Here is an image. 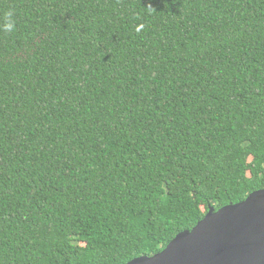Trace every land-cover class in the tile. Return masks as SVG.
I'll list each match as a JSON object with an SVG mask.
<instances>
[{
	"label": "trees",
	"instance_id": "trees-1",
	"mask_svg": "<svg viewBox=\"0 0 264 264\" xmlns=\"http://www.w3.org/2000/svg\"><path fill=\"white\" fill-rule=\"evenodd\" d=\"M261 189L264 0H0V264H126Z\"/></svg>",
	"mask_w": 264,
	"mask_h": 264
},
{
	"label": "water",
	"instance_id": "water-1",
	"mask_svg": "<svg viewBox=\"0 0 264 264\" xmlns=\"http://www.w3.org/2000/svg\"><path fill=\"white\" fill-rule=\"evenodd\" d=\"M126 264H264V189L240 203L211 209L162 251Z\"/></svg>",
	"mask_w": 264,
	"mask_h": 264
},
{
	"label": "clouds",
	"instance_id": "clouds-1",
	"mask_svg": "<svg viewBox=\"0 0 264 264\" xmlns=\"http://www.w3.org/2000/svg\"><path fill=\"white\" fill-rule=\"evenodd\" d=\"M5 18H6L7 22L4 25V29L6 31H14V29H15V21L13 19V13L12 12L7 13ZM137 30H139V28Z\"/></svg>",
	"mask_w": 264,
	"mask_h": 264
}]
</instances>
